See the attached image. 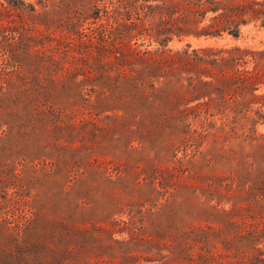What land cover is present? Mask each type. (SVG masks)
Here are the masks:
<instances>
[{
  "label": "rangeland",
  "instance_id": "374dc122",
  "mask_svg": "<svg viewBox=\"0 0 264 264\" xmlns=\"http://www.w3.org/2000/svg\"><path fill=\"white\" fill-rule=\"evenodd\" d=\"M177 1L0 0V264H264V0Z\"/></svg>",
  "mask_w": 264,
  "mask_h": 264
},
{
  "label": "trees",
  "instance_id": "16d2710c",
  "mask_svg": "<svg viewBox=\"0 0 264 264\" xmlns=\"http://www.w3.org/2000/svg\"><path fill=\"white\" fill-rule=\"evenodd\" d=\"M177 3L178 6L181 8L186 7L187 10L190 12V14L194 16H202L203 18H205V16L209 12H213L214 14H216L212 18L213 22L209 26V28H213L215 24H217L218 22H222L223 20L226 21L228 25L235 23L234 19L232 18L233 16L231 14H226L225 11L219 13L220 9L225 10V8H222L223 0H178ZM258 5L260 6L263 4L254 1L252 7ZM212 6H215L216 8L213 9ZM185 14L186 13H184V11L178 10V15L180 18H184ZM204 30H202V32H205Z\"/></svg>",
  "mask_w": 264,
  "mask_h": 264
}]
</instances>
